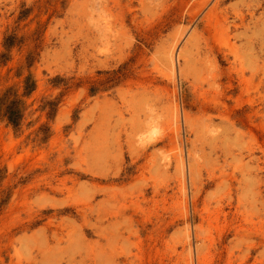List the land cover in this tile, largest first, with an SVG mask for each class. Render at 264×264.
<instances>
[{
  "label": "rangeland",
  "instance_id": "374dc122",
  "mask_svg": "<svg viewBox=\"0 0 264 264\" xmlns=\"http://www.w3.org/2000/svg\"><path fill=\"white\" fill-rule=\"evenodd\" d=\"M187 10L0 0V264H264V0Z\"/></svg>",
  "mask_w": 264,
  "mask_h": 264
},
{
  "label": "bare ground",
  "instance_id": "6f19581e",
  "mask_svg": "<svg viewBox=\"0 0 264 264\" xmlns=\"http://www.w3.org/2000/svg\"><path fill=\"white\" fill-rule=\"evenodd\" d=\"M173 0H125V5L128 11L134 12L136 15L141 11H145L146 8H149L153 3H159L160 5H166L171 3ZM185 8H188L187 11L191 10L193 6L200 5L201 10H203V17L201 19H208V24L211 23L214 14L221 7V4L224 0H180ZM227 1V0H226ZM191 8V9H190ZM255 14L253 12L249 13V17L254 19ZM92 10H89L88 16H91ZM240 24L235 23L237 27L244 26L247 20V15L237 14ZM195 18V17H194ZM175 50V45L171 49V58L173 61V54Z\"/></svg>",
  "mask_w": 264,
  "mask_h": 264
},
{
  "label": "trees",
  "instance_id": "16d2710c",
  "mask_svg": "<svg viewBox=\"0 0 264 264\" xmlns=\"http://www.w3.org/2000/svg\"><path fill=\"white\" fill-rule=\"evenodd\" d=\"M29 92H32L34 89L31 87H27ZM17 102H12L8 107H7V115L9 118V121L17 124L20 117H21V110L18 109L17 107Z\"/></svg>",
  "mask_w": 264,
  "mask_h": 264
}]
</instances>
